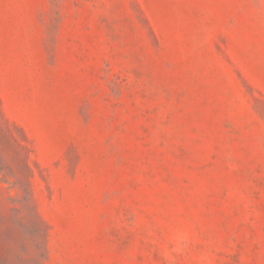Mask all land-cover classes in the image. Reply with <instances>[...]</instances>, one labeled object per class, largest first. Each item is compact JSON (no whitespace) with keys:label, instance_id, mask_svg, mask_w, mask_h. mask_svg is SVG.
<instances>
[{"label":"rangeland","instance_id":"1","mask_svg":"<svg viewBox=\"0 0 264 264\" xmlns=\"http://www.w3.org/2000/svg\"><path fill=\"white\" fill-rule=\"evenodd\" d=\"M0 264H264V0H0Z\"/></svg>","mask_w":264,"mask_h":264}]
</instances>
